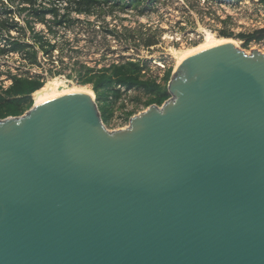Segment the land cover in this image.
<instances>
[{
  "label": "water",
  "instance_id": "1",
  "mask_svg": "<svg viewBox=\"0 0 264 264\" xmlns=\"http://www.w3.org/2000/svg\"><path fill=\"white\" fill-rule=\"evenodd\" d=\"M167 90L115 130L83 92L0 118V264H264V53L200 49Z\"/></svg>",
  "mask_w": 264,
  "mask_h": 264
},
{
  "label": "rangeland",
  "instance_id": "2",
  "mask_svg": "<svg viewBox=\"0 0 264 264\" xmlns=\"http://www.w3.org/2000/svg\"><path fill=\"white\" fill-rule=\"evenodd\" d=\"M141 8L142 5L121 9L104 4L90 15H76L79 21L58 33L63 53L60 54L58 47L51 56L39 54L40 65L23 66L20 57L14 53L0 55L2 86L10 84L9 72L41 74L47 81L56 77L51 73L58 68L64 71L59 76L80 86L75 79L66 78L68 73L72 76L78 73L80 63L100 68L126 59L145 61V76L160 80L167 68L174 70L181 53L204 42L207 32L216 38L233 39L247 53L252 49L264 53V41H251L245 46L244 40L237 37L241 32L264 27L262 0H155L143 13ZM16 18L23 24L21 18ZM40 28H44L43 25L36 24V29ZM221 31L231 35L223 37ZM26 34L28 36L29 32ZM14 35L18 36L15 32ZM76 61L78 63L74 64ZM85 86L90 88L88 84ZM145 98L140 89L123 91L111 104L112 114L106 128L126 127L129 111L134 115L146 109Z\"/></svg>",
  "mask_w": 264,
  "mask_h": 264
},
{
  "label": "trees",
  "instance_id": "3",
  "mask_svg": "<svg viewBox=\"0 0 264 264\" xmlns=\"http://www.w3.org/2000/svg\"><path fill=\"white\" fill-rule=\"evenodd\" d=\"M153 1L155 0H0V40L3 41V45H0V55L14 53L20 57L23 66L40 65L39 54L52 55L59 47V31L69 29L79 21L76 15H90L96 7L104 4L121 9L142 5L140 12L143 13L146 7L152 6ZM262 2L264 3V0ZM16 17L21 18L23 24ZM36 24H41L44 28L36 29ZM12 31L18 36L12 35ZM220 35L229 37L231 34L221 31ZM237 37L244 40L245 46L251 41H264V27L251 32H241ZM59 50L62 54L63 46H60ZM60 62L64 63L61 58ZM145 64L146 62L140 59L111 62L100 68L80 63L78 73L74 76L68 73L66 78L75 79L79 85H90L102 120L106 124L112 114V102L119 99L123 91L140 89L146 97L145 107L150 104L160 105L169 97L167 83L172 69L167 68L161 79L157 80L145 76ZM51 74L52 77L59 76L64 74V71L58 68ZM8 78V86L3 87L0 82V118L20 115L30 108L33 104L32 94L46 81L41 74L9 72ZM132 114L131 111L127 113L128 120Z\"/></svg>",
  "mask_w": 264,
  "mask_h": 264
},
{
  "label": "bare ground",
  "instance_id": "4",
  "mask_svg": "<svg viewBox=\"0 0 264 264\" xmlns=\"http://www.w3.org/2000/svg\"><path fill=\"white\" fill-rule=\"evenodd\" d=\"M233 43L236 45V42L233 39H220L213 36L211 33L207 32L204 42L186 50L177 57L176 66L189 54L198 51L200 49L220 44V43ZM176 68V67H175ZM87 93L91 96H94V92L86 87L85 85L76 86L72 83H69V80L65 79L63 76H56L47 80L43 86L35 91L34 95V104L42 103L46 100L54 98L56 96L70 94V93Z\"/></svg>",
  "mask_w": 264,
  "mask_h": 264
},
{
  "label": "built area",
  "instance_id": "5",
  "mask_svg": "<svg viewBox=\"0 0 264 264\" xmlns=\"http://www.w3.org/2000/svg\"><path fill=\"white\" fill-rule=\"evenodd\" d=\"M12 35H14V32L12 31L11 32ZM0 45L2 46L3 45V41L0 40ZM6 56V55H5Z\"/></svg>",
  "mask_w": 264,
  "mask_h": 264
}]
</instances>
